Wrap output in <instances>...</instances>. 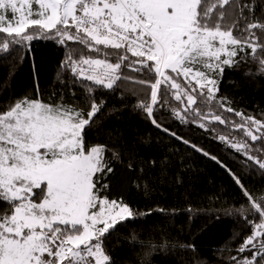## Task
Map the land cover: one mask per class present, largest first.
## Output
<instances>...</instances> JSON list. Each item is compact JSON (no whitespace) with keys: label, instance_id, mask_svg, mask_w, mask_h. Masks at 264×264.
Returning <instances> with one entry per match:
<instances>
[{"label":"snow or ice","instance_id":"6c2138e0","mask_svg":"<svg viewBox=\"0 0 264 264\" xmlns=\"http://www.w3.org/2000/svg\"><path fill=\"white\" fill-rule=\"evenodd\" d=\"M235 3L0 0V51L15 46L22 49L37 38L53 39L61 45L76 41L92 53H101L100 46L115 50V62H111L108 52L103 53L104 58L81 54L73 59L72 53H82V49L73 48L62 67L71 71L74 83L86 80L107 89H113L121 79L122 67H134L146 77L140 81L145 91L150 89V103L145 98L137 107L153 124L161 127L154 109L161 97L167 103L171 93L183 106L173 107V115L182 123H198L207 129L209 116L225 123L220 115L201 110L215 101V77L225 66L236 65L250 51L264 67V23L237 18L228 24ZM83 87L93 91L90 85ZM99 111L94 99L90 111H84L27 96L0 107V264H115L107 241L127 227L124 222L150 215L122 200L110 199L108 185L99 183L98 173L113 171L105 158L106 146L87 139L86 129ZM235 115L241 122L233 127L251 141L264 143V121L241 112ZM219 139L264 170V159L252 154V145L225 135ZM191 147L203 151L195 144ZM222 167L246 198L236 213L252 225L251 235L237 250L249 252L250 258L233 256L231 264H264V192L244 188L231 169ZM144 188L150 191L147 182ZM131 239L135 241L136 235Z\"/></svg>","mask_w":264,"mask_h":264},{"label":"trees","instance_id":"16d2710c","mask_svg":"<svg viewBox=\"0 0 264 264\" xmlns=\"http://www.w3.org/2000/svg\"><path fill=\"white\" fill-rule=\"evenodd\" d=\"M237 18L264 23V0H236L227 23ZM100 47L101 53H92L76 41L61 45L53 39L37 38L22 49L15 46L0 51V107L25 96L84 111H90L92 99L100 105L86 129L87 139L106 146L105 158L113 171L101 174L99 183L108 185L110 199L150 213L124 222L127 227L107 241L115 264H231L233 256L250 258L249 252L237 251L252 233V225L236 213L246 198L222 165L241 179L244 188L257 194L264 192V170L255 160L249 161L221 142L219 136L246 141L253 146L252 154L264 159V143L251 141L233 127L241 122L235 112L264 121V67L259 59L249 51L239 63L225 66L215 77L216 99L201 110L220 115L224 124L210 116L205 121L207 129L198 123H182L172 109L183 106L169 93L167 103L161 97L154 109V118L161 124L157 127L137 107L145 98L150 103V89L145 91L146 86L140 83L146 79L143 72L122 67L121 79L113 89H107L86 80L74 83L71 71L62 67L73 48L82 49V53H72L73 59L81 54L104 58L103 53L108 52V59L115 62V50ZM85 84L92 87L91 93ZM228 107L234 111H226ZM192 144L203 151L193 149Z\"/></svg>","mask_w":264,"mask_h":264},{"label":"rangeland","instance_id":"374dc122","mask_svg":"<svg viewBox=\"0 0 264 264\" xmlns=\"http://www.w3.org/2000/svg\"><path fill=\"white\" fill-rule=\"evenodd\" d=\"M97 176L102 178L101 174H99V173L97 174ZM101 178H100V179H101Z\"/></svg>","mask_w":264,"mask_h":264}]
</instances>
